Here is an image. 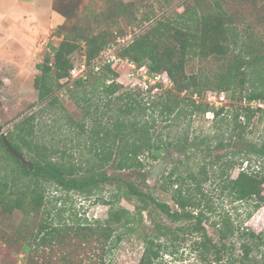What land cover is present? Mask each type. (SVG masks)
Here are the masks:
<instances>
[{"label": "trees", "instance_id": "1", "mask_svg": "<svg viewBox=\"0 0 264 264\" xmlns=\"http://www.w3.org/2000/svg\"><path fill=\"white\" fill-rule=\"evenodd\" d=\"M193 1L194 6L182 12L164 11L123 44L115 42L124 33L121 20L127 25L151 20L147 13L138 16L140 4L136 1L109 0L107 10L101 16L94 13L93 17L87 11L77 14V6L52 3V9L63 17L53 31L61 39L57 45L49 44V52L36 64L39 74L34 77L33 86L37 101L30 108L43 104L38 110L43 112L54 107L59 103L56 91L63 86L59 81L66 80L71 98L83 108L81 121L67 116V127L75 126L77 135L85 133L91 155L78 159L66 147L50 148L37 134L35 112L19 118L5 134L13 148L31 161L32 169L9 152L0 136V149L15 164L14 168L0 165V251L1 247L5 250L2 256L0 252L1 264H106L110 252L133 233L144 243L137 264H157L163 242L177 237L179 231L195 233L194 250L208 262L264 264V255L257 258L252 253L254 247L264 248V230L255 233L242 229L240 236L253 243L243 240L237 255L234 245L226 242L236 231L228 218L210 222L216 227L217 239L208 234L203 221L211 206L204 199L202 188L208 179L206 166L210 164L218 167V186L227 197L252 202L251 210L264 205V137L247 140L245 136L253 116L264 112L263 108L250 105L264 101V41L255 36L252 22L259 9L255 0H249L246 8L231 12L219 0ZM82 16L88 22L85 25L76 22ZM92 22H102L103 26L95 27ZM113 41L116 44H111ZM81 45L88 66L100 52L114 46L117 56L137 67L146 66L149 75L167 74L172 85L145 98L143 90L122 89L115 81L118 73L110 64L103 65L99 72L90 70L86 79L76 78L70 83L67 79L74 64L71 55ZM193 59L202 63L212 60L218 64V71L211 78L197 70L187 73L186 66ZM156 85L160 88V84ZM208 87L240 104L227 110L222 105L215 108L192 99ZM184 103L202 114L211 112L215 125L224 121L230 126V135L228 140L219 139L215 144L208 135L173 144L183 155L173 161L163 176L166 187L171 188L173 207L119 172L135 170L144 178L143 161L158 159L162 149L151 131L154 119L150 124L148 111L159 107L161 117L176 121ZM102 115H106L105 121L100 120ZM87 117L92 118L90 128L86 126ZM197 153L201 154L197 171L188 168L181 173L179 165L187 166ZM253 156L260 158L259 165L252 166ZM244 161L245 167L231 176L229 170ZM105 184L112 188L107 200L101 198L109 205L105 218L88 219L76 213L74 217H64V209L49 207L50 186L66 194L88 196ZM61 198L54 197L55 201ZM122 198L133 203L134 209L120 204ZM143 211L152 223L148 231ZM152 213L162 215L165 222L155 220Z\"/></svg>", "mask_w": 264, "mask_h": 264}, {"label": "rangeland", "instance_id": "2", "mask_svg": "<svg viewBox=\"0 0 264 264\" xmlns=\"http://www.w3.org/2000/svg\"><path fill=\"white\" fill-rule=\"evenodd\" d=\"M32 0H0V129L5 134L12 128L14 122L19 118L27 115L30 112L36 113L35 129L37 134L43 138L50 148L59 146L68 148V152L72 153L76 158L89 157L91 155L89 146V139L83 133L77 135V128L69 129L67 127V116H71L74 120H82L83 108L77 105L71 98L72 93L69 92V83L62 79L59 81L63 86L56 91L59 96V103L54 107L48 108L46 111L40 112L39 108L43 105H35L30 108V105L37 101V90L33 86L34 77L39 74L36 69V64L43 60L44 55L49 52V44L57 45L60 37L54 35L53 31L56 25L63 21V17L58 13L46 9L41 2L37 5L38 10V24L30 15L24 16L16 15L19 10L29 11L34 8L30 2ZM109 0H52V3L59 5L77 6V14H84L86 11L93 17L94 13L101 14L106 11ZM123 2L136 1L140 4L137 10L138 16L147 13L150 15V22L143 21L139 24L127 25L123 20L120 21L123 34L116 37L115 42L123 44L127 42L133 35L139 33L144 27L151 23L155 18L169 12H182L185 8L194 6L193 0H122ZM223 8L231 12L235 9H242L248 6L249 0H219ZM50 4V0H48ZM255 7L259 9L256 16L252 18L253 25H255V36L264 41V9L262 5L264 0H255ZM36 6V5H35ZM169 6V7H168ZM35 9V8H34ZM101 16V15H100ZM90 17V18H91ZM86 17L82 16L76 20L77 24L85 25L88 22ZM236 19H241L237 17ZM31 22V23H30ZM27 24V25H25ZM95 27H102V22H92ZM28 26V27H27ZM23 27V28H22ZM21 29V30H20ZM114 41L111 44H116ZM117 47V46H116ZM84 47L81 45L72 55L73 63L79 64L84 60ZM147 68V67H146ZM218 64L209 60L202 63L197 59L190 60L186 66L187 73L198 71L211 78L218 71ZM113 69L118 73L116 82H118L122 89H131L135 92L141 91L137 85L138 73L131 77L129 71L130 67L125 62L123 64H116ZM136 77V78H135ZM139 80V79H138ZM91 81V78H90ZM72 83V82H70ZM134 84V85H133ZM157 86V89H152L151 92L147 90L142 91L145 96L148 94L158 95L165 88L171 87L162 85ZM133 85V86H132ZM148 88L155 86L151 82H146ZM214 90L211 87L203 89L200 96H192L196 102L212 104L215 108L224 106L227 110L233 108V105L240 104L239 100L227 98L221 103H210L208 100V92ZM79 94V93H78ZM184 92L181 93L183 96ZM224 94V93H223ZM186 95V94H185ZM225 95V94H224ZM155 97V96H154ZM103 100V99H102ZM99 100H95V102ZM261 103H264L262 101ZM244 104V101L241 102ZM63 107L62 109L60 107ZM255 106V105H253ZM264 110V106L261 107ZM99 116V115H98ZM148 120L150 124L154 125L152 132L159 142L162 144L159 158L154 161L144 160V167L142 171L145 176L140 177L137 171L119 172L122 177L133 179L137 181L144 189L148 190L156 199L167 202L174 207L170 199L171 188L166 187L163 181V176L168 173V170L177 158H183L182 154L174 149L173 144L178 141L184 143V139L192 140L194 136L208 135L212 139V144L219 139L228 140L230 135V126L224 121H219L214 124L212 113L207 112L202 114L200 111L192 110L191 107L184 103L183 112L179 114L176 121L165 120L159 115V107L155 111H148ZM172 117V116H171ZM91 117L85 119L87 128L91 126ZM106 115H102L100 120L105 121ZM245 136L247 140H257L264 137V112L256 113L250 121L249 127L246 128ZM65 144V145H64ZM190 152L189 148H187ZM225 149L222 152H226ZM200 153L189 160L188 165H179L181 173L192 168L197 171L196 164L200 162ZM237 158V156L235 157ZM238 159V158H237ZM240 159V158H239ZM241 160V159H240ZM239 160V161H240ZM260 158L252 157V166L259 165ZM5 164L8 167H15L5 155L4 151L0 149V165ZM245 167V161L240 165H234L229 173L231 176H236L238 171ZM208 179L203 182V197L211 206V210L207 213V220L203 221L208 234L214 239L216 237V227L210 224L211 221L218 222L224 218H228L231 225L235 228V233L226 242L234 245V254L241 253L242 241H251L240 236L242 229L247 228L255 233L264 230V205L256 210L252 209V202H238L231 200L230 197L220 191L217 181L218 167H211L207 164ZM111 170H109L110 172ZM173 188V187H172ZM111 186L105 184L91 195L84 196L76 193H65L63 191H56L52 186L48 187V198L51 200L49 207L54 205L57 208L65 210L64 217L68 214L86 218H105L109 205L102 201L107 200L111 196ZM262 194L264 195V185ZM61 196L62 198L55 201L54 197ZM120 204L134 209V204L120 199ZM250 213V215H248ZM155 220L164 221L162 215L152 213ZM143 223L148 231L151 226V220L146 211H143ZM174 223L172 225H177ZM144 234L143 232L139 233ZM196 238L195 233L178 232V236L172 239H167L163 242V248L156 260L157 264H217L215 262H208L206 258H202L197 251L194 250L193 242ZM144 248V243L136 233L127 235L121 243L114 248L110 254L106 264H137ZM4 247H1V256L4 254ZM253 255L257 258H262L264 255V248H253ZM1 264V261H0Z\"/></svg>", "mask_w": 264, "mask_h": 264}, {"label": "built area", "instance_id": "3", "mask_svg": "<svg viewBox=\"0 0 264 264\" xmlns=\"http://www.w3.org/2000/svg\"><path fill=\"white\" fill-rule=\"evenodd\" d=\"M126 63L130 67V73H129V78L130 80L132 79L131 77H134L136 73H138V79H137V85L140 87L141 90L145 91L148 89V86L146 85V82H151L155 84L153 89H157L158 87L156 84L162 83V85L165 86H170L172 85L171 80L165 73H154L153 75H149L147 73V68L146 66H140L137 67L133 62L128 61L127 59H124L120 56H117L115 53V47H109L105 49L104 51L100 52L99 55H97L91 62V64L88 66L85 60H82L79 64H73V67L70 70L69 73V80L70 82L73 81L76 78H83L86 79L88 76V72L92 70V72H99L103 65L105 64H110L111 67H114L116 64H123ZM136 78V77H135ZM134 85V84H133ZM132 85V86H133ZM225 95L223 93H218L215 91H210L208 92V100L210 103H221L224 101ZM251 106H259L263 107L264 103L261 102H251ZM253 106V107H255ZM242 170V168H241ZM240 171V170H239ZM238 171V172H239Z\"/></svg>", "mask_w": 264, "mask_h": 264}, {"label": "crops", "instance_id": "4", "mask_svg": "<svg viewBox=\"0 0 264 264\" xmlns=\"http://www.w3.org/2000/svg\"><path fill=\"white\" fill-rule=\"evenodd\" d=\"M41 2H45V3H43L44 5H45V7H46V9L50 12V10L51 11H54L53 9H52V0H50V4L48 3V0H32L31 2H30V4H31V6H33L34 8H32V9H30L29 11H24V10H19V12H16V15H20V16H24V14H28V15H30V17L33 19V20H35L37 23L36 24H38V19H37V17H38V10H36V7H37V5H39ZM36 5V6H35ZM55 12V11H54ZM31 23V22H30ZM25 25H27V24H25ZM28 27V26H27ZM23 28V27H22ZM21 30V29H20Z\"/></svg>", "mask_w": 264, "mask_h": 264}, {"label": "water", "instance_id": "5", "mask_svg": "<svg viewBox=\"0 0 264 264\" xmlns=\"http://www.w3.org/2000/svg\"><path fill=\"white\" fill-rule=\"evenodd\" d=\"M0 136L2 137V140L4 142L5 147L9 150V152L16 157L22 164H25L28 166L29 169H32V163L29 159H27L23 154H20L19 152H17L13 146L9 143V141L7 140L5 133L3 131H1L0 129Z\"/></svg>", "mask_w": 264, "mask_h": 264}]
</instances>
